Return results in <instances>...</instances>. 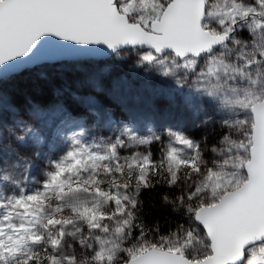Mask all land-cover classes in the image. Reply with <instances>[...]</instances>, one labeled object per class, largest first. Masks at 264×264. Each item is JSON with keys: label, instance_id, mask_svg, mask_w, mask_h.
Listing matches in <instances>:
<instances>
[{"label": "snow or ice", "instance_id": "obj_1", "mask_svg": "<svg viewBox=\"0 0 264 264\" xmlns=\"http://www.w3.org/2000/svg\"><path fill=\"white\" fill-rule=\"evenodd\" d=\"M0 264H264V0H0Z\"/></svg>", "mask_w": 264, "mask_h": 264}, {"label": "rangeland", "instance_id": "obj_2", "mask_svg": "<svg viewBox=\"0 0 264 264\" xmlns=\"http://www.w3.org/2000/svg\"><path fill=\"white\" fill-rule=\"evenodd\" d=\"M98 131H102V130H97V129L89 128V130H88V138H91V136L94 135V134H96Z\"/></svg>", "mask_w": 264, "mask_h": 264}, {"label": "trees", "instance_id": "obj_3", "mask_svg": "<svg viewBox=\"0 0 264 264\" xmlns=\"http://www.w3.org/2000/svg\"><path fill=\"white\" fill-rule=\"evenodd\" d=\"M196 135H199V132L195 133Z\"/></svg>", "mask_w": 264, "mask_h": 264}]
</instances>
